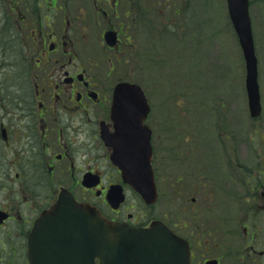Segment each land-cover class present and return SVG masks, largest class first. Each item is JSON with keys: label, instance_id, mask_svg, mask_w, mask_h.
<instances>
[{"label": "flooded vegetation", "instance_id": "1", "mask_svg": "<svg viewBox=\"0 0 264 264\" xmlns=\"http://www.w3.org/2000/svg\"><path fill=\"white\" fill-rule=\"evenodd\" d=\"M51 1L49 8L56 10L57 0ZM118 4L123 5L119 15L125 20L120 16L118 29H113L118 48L122 45L120 58L125 59L133 56L126 50L130 45L128 23L132 13L137 14L138 2L117 0L114 6ZM27 24L31 36L35 31L32 20ZM24 36L21 41L28 42L29 36ZM46 37L40 52L30 55V44L23 48L21 61L29 73L13 65L10 70L16 73L7 75L13 81L10 89L0 90V264H30L34 227L61 194L97 208L110 221L143 228L161 221L189 242L192 264H223V253L213 249H220L218 243L226 237L233 240V251L240 239L242 256L264 258V250H257V225L264 221V190L259 192L262 179L247 174L238 162L234 119L227 123V114L206 116L198 110L202 117L189 113L192 122L188 117L190 122L183 127L168 129L161 123L157 129L155 100L144 89L150 106L144 123L151 131L155 183L159 194L164 192L169 205L178 206L183 218L173 213L160 217L153 211L156 204L147 205L141 199L140 209L132 214L129 195H138L123 181L111 161L113 150L102 139L103 130L114 132L113 93L124 80L111 81V69L101 76L93 74L91 57L85 64L71 38L63 42L53 32ZM32 54L36 59L31 60ZM13 55L17 57V52ZM136 59L140 64V55ZM161 131L166 133L164 143ZM119 186L126 201L114 209L107 194ZM174 195L179 197L174 199ZM254 227L256 235L251 232Z\"/></svg>", "mask_w": 264, "mask_h": 264}, {"label": "rangeland", "instance_id": "2", "mask_svg": "<svg viewBox=\"0 0 264 264\" xmlns=\"http://www.w3.org/2000/svg\"><path fill=\"white\" fill-rule=\"evenodd\" d=\"M116 1L57 0L55 10L49 8L53 5L51 0L47 3L44 0H0V90L10 89L13 81L7 75L16 73L10 70L13 65L20 69L25 67L21 61L24 47L30 44V55L33 51L40 52L44 37L52 32L63 42L71 38L79 58L86 62L91 57L93 74L101 76L111 69V81L139 82L152 95L157 107V129H161L162 124L168 129L183 127L182 124L192 122L189 113L202 117L198 110H204L206 116L217 112L220 116L227 114V123L233 118L238 162L247 174L262 179L259 192L264 190V0H250L262 104L260 118H251L249 114L246 62L228 16L226 0H141L140 8L150 13L144 25L139 17L140 35L136 27L128 23L130 45L126 50L133 56L125 59L119 54L122 45L112 51L103 39L104 31L117 27L121 20L116 16L123 11V5L114 7ZM13 7L15 11L11 10ZM118 16L125 20L123 14ZM43 17L49 19V29ZM27 20H32L35 30L31 36ZM24 34L29 36V43L21 41ZM8 46L16 50L7 49ZM15 52L17 57L13 55ZM137 55L141 57L140 64ZM34 58L36 56L31 60ZM22 72L29 73L27 66ZM161 134V143H164L166 133L161 131ZM242 178L239 172L238 180L242 182ZM127 205L132 214L138 212L139 198L129 195ZM153 211L160 217L167 213L179 214L178 206L174 209V204L169 205L164 192ZM179 217L183 218V214ZM257 226L260 227L257 243L260 251L264 250V221ZM251 232L257 234L255 227ZM242 234L238 225L237 235ZM232 242L229 237L223 238L218 243L221 248L213 249L223 253V264H264V258L241 255L240 239L235 251L231 248Z\"/></svg>", "mask_w": 264, "mask_h": 264}, {"label": "water", "instance_id": "3", "mask_svg": "<svg viewBox=\"0 0 264 264\" xmlns=\"http://www.w3.org/2000/svg\"><path fill=\"white\" fill-rule=\"evenodd\" d=\"M227 4L246 60L250 115L256 118L261 115L262 106L249 0H227ZM105 41L114 47L116 34L107 32ZM148 109L139 86L120 83L115 88L112 107L116 132L103 131V139L113 148L111 159L120 168L124 181L147 203H153L157 191L150 165V131L142 124ZM112 192L116 203L124 201L122 193ZM29 258L30 264H191L188 242L161 223L144 229L114 223L95 208L65 196L36 224Z\"/></svg>", "mask_w": 264, "mask_h": 264}, {"label": "trees", "instance_id": "4", "mask_svg": "<svg viewBox=\"0 0 264 264\" xmlns=\"http://www.w3.org/2000/svg\"><path fill=\"white\" fill-rule=\"evenodd\" d=\"M139 1H141V0H139ZM144 1H147V0H144ZM147 13H149V12H145V11L142 10L141 17H140L141 20H143L144 15L147 14ZM133 25H134V24H133Z\"/></svg>", "mask_w": 264, "mask_h": 264}, {"label": "bare ground", "instance_id": "5", "mask_svg": "<svg viewBox=\"0 0 264 264\" xmlns=\"http://www.w3.org/2000/svg\"><path fill=\"white\" fill-rule=\"evenodd\" d=\"M7 49H11V50H16V48L15 47H13V48H10L9 46L7 47ZM8 56H10V54L8 55Z\"/></svg>", "mask_w": 264, "mask_h": 264}]
</instances>
